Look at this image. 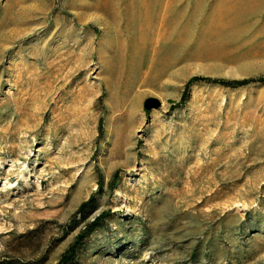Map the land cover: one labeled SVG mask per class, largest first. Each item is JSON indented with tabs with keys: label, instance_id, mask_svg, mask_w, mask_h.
Instances as JSON below:
<instances>
[{
	"label": "rangeland",
	"instance_id": "rangeland-1",
	"mask_svg": "<svg viewBox=\"0 0 264 264\" xmlns=\"http://www.w3.org/2000/svg\"><path fill=\"white\" fill-rule=\"evenodd\" d=\"M72 246L264 264V0H0V264Z\"/></svg>",
	"mask_w": 264,
	"mask_h": 264
},
{
	"label": "trees",
	"instance_id": "trees-1",
	"mask_svg": "<svg viewBox=\"0 0 264 264\" xmlns=\"http://www.w3.org/2000/svg\"><path fill=\"white\" fill-rule=\"evenodd\" d=\"M229 84H237V82H232V83H229ZM241 84H243V83L241 82ZM184 99H185V97H182V101ZM93 201H94V199L93 198H90L88 201L83 202L80 205V207H79V211L85 210V208L87 206H89ZM93 225H94V223H92V224L89 225L88 232L89 231H92L94 229V227H92ZM73 251H74V246H72L70 248V251L68 253L64 254V256L62 258V262H60V264L63 263V262L67 264L73 258V254H74Z\"/></svg>",
	"mask_w": 264,
	"mask_h": 264
},
{
	"label": "water",
	"instance_id": "water-1",
	"mask_svg": "<svg viewBox=\"0 0 264 264\" xmlns=\"http://www.w3.org/2000/svg\"><path fill=\"white\" fill-rule=\"evenodd\" d=\"M158 105H159V102L155 99H149L146 101L147 108L157 107Z\"/></svg>",
	"mask_w": 264,
	"mask_h": 264
}]
</instances>
